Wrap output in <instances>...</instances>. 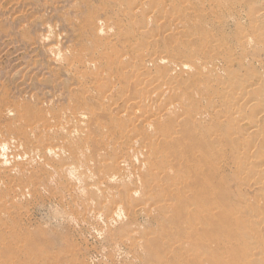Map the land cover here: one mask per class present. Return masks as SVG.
<instances>
[{
  "label": "rangeland",
  "instance_id": "obj_1",
  "mask_svg": "<svg viewBox=\"0 0 264 264\" xmlns=\"http://www.w3.org/2000/svg\"><path fill=\"white\" fill-rule=\"evenodd\" d=\"M139 3L144 4L149 12L132 21L130 15L139 8ZM223 8L208 0L202 3L200 0H0V156L6 159V162L0 165V264H196L194 259L206 255L213 261H222L224 264H248L245 261L246 249L252 244H259L261 250L260 259L252 264H264V233L259 232V228L264 225V219L250 222L244 218V215L247 216L251 212L264 211V190L249 184L247 176L240 173L237 164L239 159L246 158L252 160L253 165L258 161L259 165V162H264V149L259 148L262 143L258 140L256 145L259 146L244 147L238 150V154L232 153L231 148L238 144L239 139L247 137L248 130L243 128L244 131L231 122L232 117L228 112L238 117V110L224 105L219 107L226 95H236L240 107L244 106L241 111L245 116L244 121L239 122L241 125L238 124L241 127L246 126L253 116L262 114L258 112V102L264 103V17L254 19L253 15L256 10H264V0H230V6ZM171 14L181 15L186 24L184 33L193 31L197 40L188 38L182 32L170 38V25L167 20ZM110 20L119 24L110 23ZM134 21H138L137 25ZM254 21L257 25L260 24L255 34L252 31ZM196 22H201L206 27H197ZM107 24L112 25L110 28L113 31ZM144 28L154 34V44L148 41V37L136 35ZM109 30L112 34L117 33L112 36ZM160 34L165 36L164 40L160 39ZM207 37L210 41L212 38V41L222 43L220 50L215 48L212 51L215 54L203 50ZM191 47L198 49V52L196 49L195 52L199 61L208 58L206 61L215 62L213 73L207 72L208 75L198 67L186 63L194 56L189 52ZM160 57L162 60L157 62ZM56 60L62 62L56 63ZM144 61L148 67L151 66L150 74L155 76L153 78L157 82L160 80L163 86L164 83L167 86L176 78V82L181 83L180 90L186 93V101L194 104L214 103L210 107H215L209 111H212L210 114L216 121L211 124L202 121L191 126V132L195 136L191 141L203 150L209 146L201 158V162L209 166L208 171H202L201 181L204 184L207 182L209 187L199 196L197 206H213L217 213L207 224V216H202L204 226L197 230L184 227L173 233L174 227L168 225L164 233L165 239L162 238L167 245V238L178 237L183 243L191 242L193 246L190 247L184 244L182 248L169 250L164 248L161 238L153 239L156 234L161 233L162 227L160 221L152 219L154 216L151 212L155 211L154 207L147 213L136 214L134 223L127 220V214L132 212L128 207L138 203L140 200L137 199L142 196L137 193L135 199V194L130 195L128 190L132 186L130 184H133L130 175L134 169L133 165L129 166L130 172L124 171V175H127L126 183L122 181L121 186L120 183H103L106 185L104 186L100 181L104 179L105 174L108 176L113 173L118 178L120 171L113 166L104 168L98 164L100 161L103 163L117 158V152L101 149L97 151L100 155H94L93 158L90 156L94 154L92 150L96 151L100 144L104 146V139L108 138L112 143L115 138L113 128L108 124L118 119L116 111L127 106L123 99L126 100L127 94L134 95L139 86L132 82L136 71L133 74L130 66H138ZM168 68L171 69L170 76L165 73ZM109 79L114 83L111 88L107 86ZM247 88L246 99L249 103L245 104V100H239V95ZM103 93L110 95V98L105 97ZM101 94L104 96L103 100ZM112 98H115L114 101ZM100 101L104 105L103 108ZM22 106L26 109L23 110ZM43 108L47 110L43 111ZM71 111L74 114L87 112L86 127H89L87 129L95 136V142L96 137L100 138L97 139L100 144L96 142L98 146L90 143L89 153L86 154L88 171L91 169L87 171L90 180L88 175L79 179L66 172L68 162H72H67L69 156L76 155L73 149L61 154L43 152L49 146L64 142L65 136L55 130L59 125L71 124L69 127L74 128L73 121L66 123L70 117L63 116L73 115ZM94 112L100 114L97 115L100 118L94 121L95 124L104 121L100 130L90 124L92 120L89 119ZM34 113H37V116ZM261 122L259 125L263 128L264 116ZM49 127L52 128L50 131ZM197 130H200L199 135L195 134ZM216 132L220 133V137L210 141L206 134ZM106 133L110 134L109 137ZM42 142L44 144H40ZM136 161L137 158L134 162ZM194 161L192 158L188 160L189 163ZM95 163L98 167L93 168ZM10 167L14 169L9 171ZM92 168L98 170V174ZM15 169L22 172L19 174ZM103 170L104 175L101 176ZM142 178L152 183L148 175H142ZM64 179L67 182H62ZM130 179L132 182L129 183ZM29 183L32 186L28 185ZM82 183L84 186L91 184L96 193H70L69 188L73 184L82 186ZM70 194L73 196H69ZM115 197L117 199H114ZM244 197H247V201H244ZM113 200L117 201L116 203L123 200V204L119 202L123 210H119V215L114 216L118 221L112 218L111 221L114 222L109 225L106 219L107 215L112 216L108 213L112 214L114 209V205L111 207ZM193 214L195 220L200 218L196 211ZM130 230L133 231L129 232ZM139 235V239H136L138 242H134L133 238H138ZM143 236L149 238L145 243ZM207 240L213 241L212 253H208L209 249L205 247ZM167 257L170 258L168 263Z\"/></svg>",
  "mask_w": 264,
  "mask_h": 264
},
{
  "label": "bare ground",
  "instance_id": "obj_2",
  "mask_svg": "<svg viewBox=\"0 0 264 264\" xmlns=\"http://www.w3.org/2000/svg\"><path fill=\"white\" fill-rule=\"evenodd\" d=\"M208 1L209 2H213L214 4H217V5H219V7L221 6L222 8L230 6V0H208ZM202 2H204V0H200V3H202ZM139 4H140L139 8L134 10L131 13V15H130V19L132 21L134 19L135 20L138 19V17L141 16V15H146L149 12L148 8L146 9L144 7V4H142V3H139ZM220 10L223 11L222 9H220ZM221 11H220V13H222ZM171 15L172 16H170L168 18V20H167V22L170 25V27H169L170 32H168L169 33L168 36L170 38L174 34H179L178 32H180V33L182 32L188 38H192V39L196 38V36L193 34V31L192 32L189 31L190 34H188L189 33L188 31H187L188 33H184L183 28L186 26V24H185L184 19H182L180 17L181 15L180 16H179V14L178 15L177 14H175V15L171 14ZM253 17H254V19H257L259 17H264V10H256V14H254ZM109 22L110 23L111 22L115 23V22H113V20L112 21L110 20ZM134 22H136V21H134ZM137 22H136L135 25H137ZM116 23H117V21H116ZM117 24H119V23H117ZM195 24H197V27H198V25L200 26V28L202 27V29L206 27L201 22H196ZM252 24H253L252 31L255 34L258 31V28H259L260 24L257 25V23H255V21ZM261 25H263V24H261ZM111 26H108V24H107V27L110 28ZM113 26H117V25H113ZM142 26H145V25L142 24ZM109 28H107V30ZM112 28H114V27H112ZM146 28L140 29L139 32L137 31L138 32L137 34L136 33H133V34H136L137 36L139 34H141L142 36H146V38L147 37L149 38L148 41L151 44H154L155 40L152 39L154 34L149 32V30L146 29ZM102 29H104V28H102ZM169 29H168V31H169ZM111 30L113 31V29H111ZM185 31H186V29H185ZM105 32H108V31H105ZM116 33H114V34H116ZM111 34H112V32H111ZM114 34H112V36ZM208 37L206 39V42L205 43L203 42L204 43L203 50L205 49L206 51L208 50V51H211V52L215 48L217 49V51L220 50L221 47H222L221 46L222 43L220 44V43H218V41H212V38H211V41H210V40H208ZM160 39L164 40L165 36L163 34H160ZM195 40H197V38ZM247 40H249V38ZM249 43H250V41H249ZM199 46H200V44H199ZM138 47H139V45H138ZM141 47H143V45ZM142 49L143 48H141V50ZM195 49H196V47L194 49L192 47H191V49H189V52L193 53L194 56H192V58L190 59V62H186V63L192 64V65L198 67V69L203 71V72H206V73L208 72L209 74L211 72L213 73V70H215V68H214L215 67L214 63L215 62L212 63L211 61L210 62L206 61L208 58H205L206 59L205 61H203L202 59H201L202 61H199V58H197V54H196V52H198V49H196L197 51ZM200 51H202V50H200ZM219 52H217V53L219 54ZM208 53H210V52H208ZM60 54H61V51H60ZM187 54H188V52H187ZM212 54H215V52L214 53L212 52ZM199 55H200V53H199ZM200 56H202V55H200ZM62 58H63V55H62ZM161 60H162V57H160V59H158L157 62H160ZM61 62H57V60H56V63H61ZM210 64H212V65H210ZM192 65H191V68H192ZM185 66H188V64L185 65ZM217 66H216V69H217ZM147 67L148 66H147V63L145 61L142 62L138 66H136V64H133V65L130 66L132 73L136 71V73H135L136 75L133 73L134 74L133 77H135V76L136 77L132 79L133 80L132 82L134 84H138L139 85L137 87L135 93H133L135 96L134 95L128 96V94H127L126 100L122 96V98H124L123 100L127 102V106L125 105V107H123V108H121V109H119L117 111L115 110L116 114H117L116 118H118V119H116V120H114V121H112L111 123L108 124V125H110V128H113V132L112 133H113V135H115L114 136L115 138L111 137V138H113L112 143H110V140L108 141L107 140L108 138H106V139H104L106 141L102 142L103 144L105 143L106 145L104 144V146L103 145L100 146L101 145L100 142L97 141L98 137H96L97 138V139L95 138L96 142H98V145L99 144L100 145H99V147H96L97 149L94 148V149H96V151L92 150L94 152V154H91V155L89 154V155L91 156V158H93V157H95L97 155H100V152L97 153V151H101V149H109V150H114V151L117 152V158L110 159V161L107 160L108 162L105 161L106 163L103 162V161H102L103 163H101V161H100V163L98 164V162H97V164L100 167H102L101 165H103V167L104 166L105 167L113 166V167H116L117 169H119V171H120L118 173V178H116L117 176L115 177V174H113V173H110V175H108V176H106V174H105V176H103L104 175L103 174L104 170H103V172H101V174H100L101 176L104 177V179L102 181H100L102 184L103 183H106V184H108V183H113L114 184L115 183V184L118 185L120 183L119 185L121 186L122 181L125 182V180H126L125 178L127 177V175L126 176L124 175V173H125L124 171H126V170L129 171V166L133 165L134 169L130 173L131 178L133 179L132 180L133 184L132 183L130 184L132 186L129 187L128 190H130L129 191L130 195L135 194V195H133V197H135V199H137L136 198V194L137 193L138 194L141 193L142 196L139 199H137V200H140V201L138 203H135L134 206L133 205H130V206L127 205V207L129 206L128 208L132 210V212H129L130 210L128 211V209H127V211L129 212L127 214V217H128L127 220H129L130 222H133L135 220L136 214L145 213V212L147 213L151 209V207H154L155 211L151 212V215L154 216V217H152V219L160 221L161 224H162V227L160 228V232L161 233H158L156 235L154 234L155 237L153 239L158 240V237H159V239L161 238V240H162V238L165 237L164 233L166 232V227L168 225H172L174 227L173 233H176V232L180 231L184 227H186V228H188L190 230H197V229H200V228H202L204 226V222H203L202 216H207V220H206V224H207V221L210 218H213V216H215L216 213H217V211L213 208V206H206V207H198L197 206V204L199 203V196L203 192L207 191V189L209 187V184L207 182L204 184L201 181L202 171L203 170L208 171V169H209V166H206V165H204L201 162V158L204 155V153L206 152V150L209 148V146H206L205 150H203L202 148H200V146L197 143H193L191 141L193 138H195V136L191 132V126L195 125L198 122H202V121H204L205 123L207 122L209 124H211V123L216 121V119L212 117V114H210V113H212V111H209L210 108H215V107H210L214 103L211 104V105L208 102H207V104L206 103L203 104V102L201 101L202 103L199 102L201 104L195 103V104H197V105H195L191 101H186V99H187L186 98V93L184 92V90H183V92L180 90L181 87H179V85L181 83L178 84L176 82L177 80H175L176 78H174V80H172V82L169 83L167 86H165V83H164V86H163V83H161L160 80H158V82H160V84H159L156 81V79L153 78L155 76H152L153 74H150V73H152L151 70H150L151 66H149L150 68L148 67L149 69ZM188 67H190V66H188ZM170 70L171 69L168 68L165 71V73L167 75H169V76L171 75L170 74ZM76 71H78V70H76ZM79 71H81V70H79ZM78 72H76V73H78ZM214 72L216 73V71H214ZM257 73H256V75H257ZM259 74H260V72H259ZM157 76H159V75H157ZM254 77H256V76H254ZM260 77H261V75H260ZM257 79H259V78H257ZM257 79H255V80H257ZM261 79H262V77H261ZM251 80H252V78H251ZM109 82H110V79H109ZM109 82H108L107 86H110V88L113 87L114 83H112V82L109 83ZM113 82H114V80H113ZM105 83H106V81H105ZM255 83H254V80H253V84H255ZM257 83H258V81H257ZM251 85H252V83H251ZM249 87H252V86H249ZM244 90L245 91H243V93H241L239 95L240 96L239 100L240 99L242 101L245 100V104H247V103H249V101L246 99V96L248 95L246 93V90H248V88L244 89ZM87 91H89V90L87 89ZM90 94H91V92H90ZM90 94H88V97H89ZM129 94H132V93H129ZM103 95L105 97H107V98H110V95H108V94L105 95L103 93ZM84 97H86V96H84ZM101 97H102V94H101ZM103 97H102L101 100H103ZM249 98H251V96H249ZM113 99H115V98H112V100ZM223 99L224 100H221V105H219V104H217V105H219V107L220 106L222 107L224 105L227 108L231 107L233 109L235 108L236 110H238V113H236V114L239 115L238 117H235V115L233 113H229L228 112V114H231L230 116L232 117L231 122L234 125H236L238 128H242V129L246 128V130H248L247 137L245 136L244 139L241 138L242 140L239 139L238 144H235V146H233L231 148L232 153L238 154V150L239 149H244V147L250 148L252 145H255L254 147L259 146V145H256V143L258 144L259 141H261V143H262L259 146V148H263L264 149V127L261 128V124H262L261 120H262V117L264 116V103L258 102V112L260 114L261 113L262 114L253 116V118L250 119L249 123L246 126L242 125V127H241L238 124H240L239 122H243L244 121L243 117H245V116L241 113V111L244 110L243 109L244 106L240 107V104H238V102H237L238 100L236 101V95H234V94H230V95L228 94ZM112 100H111V104L114 105V103H112ZM212 100L214 101V99H212ZM218 100L220 101V98ZM215 101H217V100H215ZM51 103H53V102H51ZM100 104H101V106L103 108L104 105H102V102ZM22 107H23L22 108L23 110L26 109V107L25 108H24V106H22ZM110 107H111V105H110ZM37 109L38 108H36V110ZM105 109H107V108H105ZM111 109H112V107H111ZM23 110H22V112H24ZM28 110H30V109H28ZM31 110L35 111V109H31ZM44 110L45 109L43 108V111ZM101 110H103V109H101ZM40 111H41V109H40ZM110 111H111V115H112L113 112H112V110H110ZM193 111H195V112H193ZM99 112H101V111H99ZM103 112H104V110H103ZM189 112H192V114L190 115ZM233 112H235V111H233ZM36 114L34 113V115H36ZM87 114L88 113L84 112V111L83 112H79V113H75V114L73 113V115L71 114L70 116H69V114H64V115L62 114L63 116L67 115L68 117H70L69 120H68L69 122H66V123H70V121H73L74 128L73 127H69L71 125L70 124V125H67L69 128H67V126L59 125L58 126L59 128L55 129L54 127H56L57 125L55 126V125L51 124L52 126H54L53 129L57 130L58 132H60V134H63V136H65L64 137L65 140H64L63 143H59V144L56 143L57 144L56 146H49L43 151L45 154H47L49 152L53 153V154H57L56 152H58V153L60 152V154H61V153L65 152L66 150L73 149L74 153L76 155H74L72 157L69 156L70 159H68L67 162L69 160L72 161V162H68L69 164L67 163L68 164L67 166L65 164V166L67 167L66 168V172H68V175L70 173V175L71 174L73 176L75 175L79 179H80V177L84 178V177H86L88 175L87 171H88L89 168L87 167L88 160L86 159V154L89 153L88 148L91 147L90 143H92L93 145L95 144V146H98V145H96V142H95V140L93 138L94 135L92 136L91 131L89 129H87L89 127H86L87 126V120H86ZM102 114H105V113H102ZM97 115L100 116L99 113L97 114L95 112L93 114H91V118L89 119V121L92 120L93 123L90 122V124L91 125L93 124L94 128L96 127L98 130H100L101 127L103 126L102 122H104V121H102L100 124H99V122H97L98 124H95L94 121L95 120L98 121L97 120V118H98ZM239 117H241V118H239ZM38 118H39V116H38ZM59 118H61V117H59ZM64 118L65 117H63V119ZM126 119H128V121H126ZM241 119H243V120L241 121ZM245 119L248 120L247 118H245ZM65 120H66V118H65ZM259 122L261 123L260 125H259ZM43 123H45V122H43ZM54 124H56V123H54ZM59 124H60V122H59ZM42 125H44V124H42ZM25 126H27V125H25ZM28 126L30 127V125H28ZM32 126H34V124ZM138 126H139V128H138ZM49 128H50L49 129V131H50L52 128L51 127H49ZM90 129H93V128L90 127ZM33 130H34V128H33ZM41 130L42 129L40 128L39 131H41ZM200 130H197L195 132V134L199 135ZM32 131H31V133H32ZM95 131H93V132H95ZM34 132H36V130ZM52 132H53V130H52ZM29 133H30V131H29ZM51 133H49V134H51ZM106 134L108 135V133H106ZM109 135H108V137H109ZM206 135H207V137H208V139L210 141L216 140V139H218L220 137V133H218V132H216L215 134L208 133ZM45 136H48V135L45 134ZM96 136H98V135H96ZM36 140H37V138H36ZM98 140H100V138ZM101 141H102V139H101ZM161 142H163L162 144L164 146L161 145ZM40 144H44V143L42 142ZM87 144H88V146H87ZM109 144L113 145V147H111V145H109ZM3 145H5V144H3ZM41 146H43V145H41ZM90 150H91V148H90ZM252 150H254V149H252ZM93 152H91V153H93ZM248 152H249V150H248ZM53 154H51V155H53ZM87 157H89V156H87ZM241 157H243V156H241ZM136 158H137V161L134 162V160H136ZM190 158L195 160L194 163H189L188 162V160ZM242 159H239L237 161V164H238L239 169H240V173H242L243 176H244V174L247 176L248 181L250 182V183L248 182L249 184L256 185L261 190H264V162H261L262 164L259 162V165H258V161H257V163H255V164H257V166H255V164L253 165L251 163L252 160L250 161V159H246V158L244 160H242ZM253 159H255V158H253ZM5 160H6L5 158L0 156V165L4 164L6 162ZM28 163L30 164L31 161L28 162ZM32 163H33V161H32ZM43 165H44V162H43ZM61 166H63V165H61ZM61 166H60V168H61ZM259 166H260V168H259ZM94 167L95 168L98 167V166H96V163H95V166L93 164V168ZM17 168L19 169L18 166H17ZM12 169H14V167L9 169V171L12 170ZM18 169H15V170L18 171ZM45 169H48V168H45ZM64 170H62V171H64ZM2 171H3V169H2ZM93 171H95V169H93ZM93 171H91V172H93ZM96 171H97V174H98V170H96ZM18 172H17V174H18ZM21 172L22 171H20L19 174ZM129 172H127V173H129ZM54 173H57V172H54ZM23 174L21 176H23ZM93 174H95V173H93ZM8 175H10V173ZM142 175H148L150 180L152 181V183H150L149 181L144 180L142 178ZM62 176H63V174H62ZM73 176H72V178H73ZM58 177L60 178L59 174H58ZM88 177H89V175H88ZM63 178H65V176ZM22 179H24V178H22ZM88 179L90 180V177ZM100 179H101V177L99 178V180ZM128 179H129V177H128ZM128 179H127V181H128ZM24 180L26 181V179H24ZM15 181H16V179H15ZM60 181H61V179H60ZM64 181H66V180L65 179L62 180V182H64ZM96 181H97V179H96ZM130 181H131V179L129 180V183H130ZM68 182H69V180H68ZM54 183H55V181H54ZM75 183H77V182L75 181ZM98 183H99V181H98ZM77 184H73L69 188L70 191H71L70 193L79 194V195L83 194V193H86V192H88V193H96L95 192L96 189H93V186L91 184L90 185L87 184V186H86V184L84 186L83 183H82L83 184L82 186L80 185L81 183L79 185H77ZM28 185H31V184L29 183ZM64 185H63V188H64ZM96 185H98V184H96ZM128 185L129 184H127V187H128ZM66 186H68V184ZM104 186H106V185H104ZM99 189L101 190L100 187H99ZM103 189H105V188H103ZM17 190H18V187H17ZM153 192H156V193H153ZM65 195H67V193ZM25 196H24V198H25ZM69 196H73V195L70 194ZM107 196H108V193H107ZM99 197H98V199H99ZM114 199H117V198L115 197ZM122 201H118V203H116L117 201L114 202V200H113L114 204L111 202L112 203L111 207L113 208V205H114V209L112 210V214L111 213H108V214H110L112 216L110 217L109 215L106 214L107 215L106 221H107V223L109 225L112 224L111 222L113 220L111 221V219L115 218L114 217L115 214L119 215L118 214L119 210H121L123 208L120 205L121 203L119 204V202H122ZM244 201H247V197H244ZM107 202H108V200H107ZM125 203H124V205H125ZM93 204L95 205V203H93ZM122 204H123V202H122ZM88 205H89V203H88ZM85 206H87V204H85ZM133 207H135V208H133ZM85 208H87V207H85ZM86 210H88V209H86ZM124 211H126V209ZM194 211H196L198 213V215L200 216V218L198 220L194 219V214H193ZM78 213H79V211H78ZM84 213H85V211H84ZM97 213H98V210H97ZM127 217H125V218H127ZM244 218H245V220L250 221V222H257L259 220H263L264 219V211L257 210L255 212H251L247 216L244 215ZM95 219H97V217ZM108 227L109 226H107V228ZM132 231L130 230L129 232H132ZM259 232L260 233H262V232L264 233V225L259 228ZM139 237H140V235L138 236V238H133V241L136 240V239L138 240ZM142 238H145L144 239V243L147 242V240L149 239V238H146L144 236ZM161 240H160V242H161ZM167 240H168V242H167L168 244L167 245L164 243V240H162V242H163V245H165L164 248L169 249V250H172L173 248H182V247L185 246L184 244H187V246H189V247L193 246V244L191 242L183 243L180 240V238H178V237L173 238V236H171V237L167 238ZM131 241H132V239H131ZM136 241H134V242H136ZM139 241L141 242L142 239L139 240ZM263 241H264V238H263ZM139 245L140 244H138V246ZM205 247H207L209 249L207 251L208 253H212L211 249L214 247L213 241L207 240L206 244H205ZM260 253H261V250H260L259 244H252V245L247 246L245 261L248 264H252L253 262L258 261L260 259ZM172 255L173 254H171V256ZM169 261H170V258L167 257L166 263H168ZM194 263H196V264H224L222 261H213V259L210 256H208V255H206L204 257H201V258L194 259ZM160 264H162V262Z\"/></svg>",
  "mask_w": 264,
  "mask_h": 264
}]
</instances>
